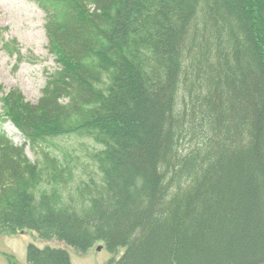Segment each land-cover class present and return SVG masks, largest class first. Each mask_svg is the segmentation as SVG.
Returning <instances> with one entry per match:
<instances>
[{
  "label": "trees",
  "instance_id": "trees-1",
  "mask_svg": "<svg viewBox=\"0 0 264 264\" xmlns=\"http://www.w3.org/2000/svg\"><path fill=\"white\" fill-rule=\"evenodd\" d=\"M29 1L57 68L34 105L0 99L41 151L0 135V231L125 249L108 264H264V0ZM72 136L98 147L99 183L58 198L70 171L43 148Z\"/></svg>",
  "mask_w": 264,
  "mask_h": 264
},
{
  "label": "rangeland",
  "instance_id": "rangeland-1",
  "mask_svg": "<svg viewBox=\"0 0 264 264\" xmlns=\"http://www.w3.org/2000/svg\"><path fill=\"white\" fill-rule=\"evenodd\" d=\"M42 11L29 0H0V99L10 90H18L24 102L35 104L41 95L47 75L56 70L55 59L47 51V39ZM1 113V103H0ZM2 118V117H1ZM34 127L47 132L44 123L34 120ZM0 135L4 136L15 148L23 149L28 161H40L41 151L26 145L23 135L10 121L0 120ZM187 141V140H186ZM44 151L65 160L70 171V181L66 185H55L56 194L65 198L76 195V187L92 182L99 183V176L91 155L98 147L84 137H63L51 140ZM50 190L43 184L41 190ZM61 193V194H60ZM23 230L13 232L0 231V264H28L27 249L32 246L60 249L67 253L70 264H108L115 263L124 253V248L109 252L104 244L96 243L85 252H78L63 242L50 238L41 239L38 234ZM99 248V250H97Z\"/></svg>",
  "mask_w": 264,
  "mask_h": 264
},
{
  "label": "water",
  "instance_id": "water-1",
  "mask_svg": "<svg viewBox=\"0 0 264 264\" xmlns=\"http://www.w3.org/2000/svg\"><path fill=\"white\" fill-rule=\"evenodd\" d=\"M26 232H27L26 230H23V231L20 232V234H24ZM97 250H99V248Z\"/></svg>",
  "mask_w": 264,
  "mask_h": 264
}]
</instances>
